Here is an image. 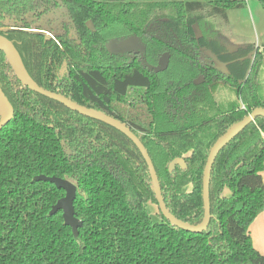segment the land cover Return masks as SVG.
Masks as SVG:
<instances>
[{"label": "trees", "instance_id": "obj_1", "mask_svg": "<svg viewBox=\"0 0 264 264\" xmlns=\"http://www.w3.org/2000/svg\"><path fill=\"white\" fill-rule=\"evenodd\" d=\"M48 2L0 0V36L22 70L38 85L129 126L148 149L168 209L199 224L211 146L264 107L260 50L245 63L251 70L244 77L238 76L244 68L238 74L217 68L208 52L225 51L218 30L229 23V10L247 1L60 0L75 34L67 22L51 37L32 27ZM134 39L138 50L109 49L113 40ZM65 61L68 72L61 75ZM0 86L12 108L0 130V264H264L249 231L264 210V116L216 153L212 218L206 230L192 232L162 215L147 163L126 134L27 87L1 48ZM40 174L77 186L78 237L61 210L50 215L65 190L35 180ZM149 203L160 221L152 220Z\"/></svg>", "mask_w": 264, "mask_h": 264}, {"label": "water", "instance_id": "obj_2", "mask_svg": "<svg viewBox=\"0 0 264 264\" xmlns=\"http://www.w3.org/2000/svg\"><path fill=\"white\" fill-rule=\"evenodd\" d=\"M131 45H124V44H110L109 49L114 50L117 49L121 52H125L129 49L135 50L138 46L137 40H129ZM0 48L5 51L7 60L12 68V71L17 76V78L25 84L30 89L48 97L55 101L60 102L64 106L73 109L75 111H78L82 114L89 115L91 117L97 118L99 120H102L109 125L115 127L116 129L120 130L124 134H126L139 148L140 152L142 153L148 167L149 175L151 178V186L155 193L158 206L160 208V211L162 215L170 221L173 225L185 229L187 231L192 232H202L207 229L210 220L212 218L211 214V205H210V191H209V181H210V171L213 164L214 157L216 153L219 151V149L229 140L231 139L236 133H238L240 130L247 127L251 122H253L257 117L264 116V107H257L253 109L248 115H246L241 121L233 124L228 128V130L221 135L216 142L211 146L210 152L208 154L206 164L203 171V179H202V197H203V209H204V216L202 221L199 224H191L188 222H185L178 217H176L167 207L162 189L160 186L157 170L155 168V165L153 163V160L148 152V149L142 142V140L134 133V131L127 126L125 123L121 122L120 120L102 112L94 108H90L84 105H80L72 100H69L65 98L64 96L53 92L51 90H48L37 83H35L33 80L30 79V77L22 70L20 67V64L18 63V60L16 58V54L14 51V48L10 44V42L0 36ZM143 49V47H142ZM12 117V108L9 103L8 98L6 97L3 89L0 86V130L5 126ZM175 164H180L183 169L186 168V163L183 158H177L174 161ZM35 180L37 181H49L56 185L57 188L64 189L66 194L64 197L59 199L55 205H53L50 215L55 214L58 211L63 212V218L66 225L70 226L73 230V234L75 237L79 236V228L82 225V221L77 218L75 207H74V201L77 196V186L70 180L65 178H60L57 176H46L44 174L37 175L35 177Z\"/></svg>", "mask_w": 264, "mask_h": 264}, {"label": "rangeland", "instance_id": "obj_3", "mask_svg": "<svg viewBox=\"0 0 264 264\" xmlns=\"http://www.w3.org/2000/svg\"><path fill=\"white\" fill-rule=\"evenodd\" d=\"M247 1L248 5L244 8L229 10V23L224 24L225 27L223 26L224 28L218 30L219 34L217 38H221L220 41H224L226 43V52H212V50H208L210 57L213 59L217 68L233 74H238V71L243 69L245 63L249 60L252 63L259 50L263 53L262 56L264 59V41L262 40L264 38V8L260 0ZM47 6L48 7L42 8V10L38 13L39 24L41 26L40 28H42L45 33L50 36L55 32L64 31L63 24L68 22L70 33L74 35L75 32L71 27V21L67 14V10L61 5L60 0H52V2H48ZM199 24L201 25L200 22L194 24V33L197 37L202 35V28ZM203 24L207 25L204 21ZM227 34L229 37H227ZM224 42L221 44L223 45ZM112 44L131 45L129 40L121 42L113 40ZM237 44L243 49L238 48L235 50V48H237L235 45ZM139 47L140 46L138 44L135 49L138 50ZM162 64H166V59L162 61ZM245 69L246 68H244V70ZM250 70L251 66H248L246 72L244 71L243 73L244 75L241 73L238 76H248ZM261 76L264 79V71L261 73ZM262 173H264V170ZM226 194L230 195L231 193L226 191ZM148 212L153 221L161 220L157 213L158 207L154 204H148Z\"/></svg>", "mask_w": 264, "mask_h": 264}, {"label": "crops", "instance_id": "obj_4", "mask_svg": "<svg viewBox=\"0 0 264 264\" xmlns=\"http://www.w3.org/2000/svg\"><path fill=\"white\" fill-rule=\"evenodd\" d=\"M247 1V0H246ZM248 5V1L246 6ZM242 9V8H240ZM228 17H229V11H228ZM230 20V18H229ZM225 27V26H224ZM222 26V28H224ZM227 37L228 34H227ZM221 40V38H220ZM221 42V41H220ZM224 41H222L221 43H223ZM226 43L224 42L223 45H225ZM229 44V43H228ZM237 48H235V50H237L239 47V45H235ZM230 47V46H229ZM226 48V47H225ZM243 49V48H241ZM211 52V51H210ZM212 53V52H211ZM263 176V180H264V173H262ZM229 192V191H228ZM250 231V236L252 238V242L254 247L264 255V210L256 217V219L252 222V224L250 225L249 228Z\"/></svg>", "mask_w": 264, "mask_h": 264}, {"label": "flooded vegetation", "instance_id": "obj_5", "mask_svg": "<svg viewBox=\"0 0 264 264\" xmlns=\"http://www.w3.org/2000/svg\"><path fill=\"white\" fill-rule=\"evenodd\" d=\"M65 8V7H64ZM66 9V8H65ZM42 10V9H41ZM40 11H38V13H39ZM38 13H37V19L36 20H34L33 22H32V27H33V31H41V32H43V33H45V31L42 29V28H40L41 26H40V24H39V16H38ZM36 25V26H35ZM55 33H57V32H55ZM45 35L46 36H48L46 33H45ZM52 36V34L50 35V36H48V37H51ZM115 50V49H114ZM68 72V63L65 61L64 63H63V65H62V68H61V70H60V73H61V75H64L65 73H67Z\"/></svg>", "mask_w": 264, "mask_h": 264}, {"label": "bare ground", "instance_id": "obj_6", "mask_svg": "<svg viewBox=\"0 0 264 264\" xmlns=\"http://www.w3.org/2000/svg\"><path fill=\"white\" fill-rule=\"evenodd\" d=\"M0 45H1V42H0Z\"/></svg>", "mask_w": 264, "mask_h": 264}]
</instances>
